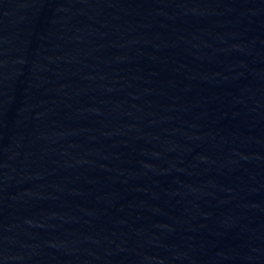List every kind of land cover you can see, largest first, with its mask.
<instances>
[{
	"label": "water",
	"instance_id": "water-1",
	"mask_svg": "<svg viewBox=\"0 0 264 264\" xmlns=\"http://www.w3.org/2000/svg\"><path fill=\"white\" fill-rule=\"evenodd\" d=\"M0 264H264V0H0Z\"/></svg>",
	"mask_w": 264,
	"mask_h": 264
}]
</instances>
